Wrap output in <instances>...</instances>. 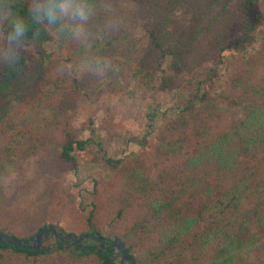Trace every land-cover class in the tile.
I'll return each mask as SVG.
<instances>
[{
	"label": "trees",
	"instance_id": "obj_1",
	"mask_svg": "<svg viewBox=\"0 0 264 264\" xmlns=\"http://www.w3.org/2000/svg\"><path fill=\"white\" fill-rule=\"evenodd\" d=\"M94 2L84 44L54 40L29 21L18 68L0 67V232L27 241L61 226L119 241L133 264H264L261 0H246L240 43L231 37L240 22L231 0ZM26 3L16 0L17 10L26 14ZM180 6L185 24L173 18ZM233 47L240 49L210 69L212 89L197 94L198 105L166 128L145 125L142 100L166 80L195 83ZM31 103L51 110L52 125L18 124ZM86 110L93 113L83 120ZM145 126L141 152L111 162L115 174L96 181L90 210L81 212L65 189L67 169L77 172L84 156L92 162L90 147L102 150L98 132L132 139ZM86 248L68 257L1 244L0 264H116L112 247Z\"/></svg>",
	"mask_w": 264,
	"mask_h": 264
},
{
	"label": "rangeland",
	"instance_id": "obj_2",
	"mask_svg": "<svg viewBox=\"0 0 264 264\" xmlns=\"http://www.w3.org/2000/svg\"><path fill=\"white\" fill-rule=\"evenodd\" d=\"M122 1V0H119ZM246 0H231V9L235 12L236 16L240 19L231 30V37L234 42L240 43L242 40L247 39V26L245 14ZM261 7L264 10V0H261ZM259 15L257 8H250L251 19L254 16ZM173 18L179 24H185L189 16L186 13V8L180 6L173 14ZM240 47H233L224 53L215 56L209 63L204 75L195 83H188L182 79H170L166 80L161 89L145 98L139 103V112L147 115L146 126L166 128L167 125L186 107L191 103H196L197 94L200 95L204 91L212 89V78L209 77L210 69L217 68L219 62L227 59L230 55L238 52ZM26 51L33 53L34 48H27ZM199 82L202 85L199 86ZM92 110L83 111L81 114L83 120H86L92 115ZM95 119L99 117L95 115ZM98 121L96 125H98ZM23 127H32L34 129H40L43 125H52L51 110L44 106L37 104H28L24 107V112L18 123ZM136 125V124H132ZM146 126L132 139L127 137L125 139L112 138L103 132H98L95 137L96 140L102 142V150H96L94 147H90V150L95 153L94 159L90 164L84 162L85 156L82 158L83 164L77 172L70 171L65 175V189L67 193L72 194L75 197L76 205L81 212L87 213L90 210V203L95 194L96 181L100 179H110L115 174L116 169L115 162H124L128 159L138 155L142 150L140 141L146 138L147 129ZM86 161V160H85ZM61 227V226H60ZM62 228V227H61ZM102 236L107 237V231L103 232ZM58 243L49 238L43 242L44 247H55ZM60 251L65 256L75 257L76 255L69 254V249H57L51 252ZM79 256V255H77ZM119 259L117 258L116 264Z\"/></svg>",
	"mask_w": 264,
	"mask_h": 264
},
{
	"label": "clouds",
	"instance_id": "obj_3",
	"mask_svg": "<svg viewBox=\"0 0 264 264\" xmlns=\"http://www.w3.org/2000/svg\"><path fill=\"white\" fill-rule=\"evenodd\" d=\"M95 13L94 0H27L26 14L17 10L16 0H0V67L18 68L29 40V21L54 40L67 36L84 44Z\"/></svg>",
	"mask_w": 264,
	"mask_h": 264
},
{
	"label": "water",
	"instance_id": "obj_4",
	"mask_svg": "<svg viewBox=\"0 0 264 264\" xmlns=\"http://www.w3.org/2000/svg\"><path fill=\"white\" fill-rule=\"evenodd\" d=\"M52 238L57 242L67 243L69 242V254L79 255L81 252L76 250V248L85 249L89 245H93L97 250L106 249L107 247L113 248L112 258L117 261L118 264H133L131 259V254L127 251L126 247L119 241H113L110 239H102L94 235H83L80 237L68 234L63 231L60 226H50L46 229H43L38 235L32 240H19L12 237L11 235L0 232V245L8 244L21 249H28L31 251L45 250L51 252L57 249H60V245L57 244L55 247H44L42 244L47 239Z\"/></svg>",
	"mask_w": 264,
	"mask_h": 264
},
{
	"label": "flooded vegetation",
	"instance_id": "obj_5",
	"mask_svg": "<svg viewBox=\"0 0 264 264\" xmlns=\"http://www.w3.org/2000/svg\"><path fill=\"white\" fill-rule=\"evenodd\" d=\"M57 242V241H56ZM59 245H60V248L61 249H63V250H67V249H69V242H67V243H62V242H57ZM93 248V245H89L87 248H86V250H90V249H92ZM76 249H79L78 247L76 248Z\"/></svg>",
	"mask_w": 264,
	"mask_h": 264
}]
</instances>
